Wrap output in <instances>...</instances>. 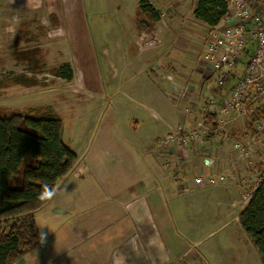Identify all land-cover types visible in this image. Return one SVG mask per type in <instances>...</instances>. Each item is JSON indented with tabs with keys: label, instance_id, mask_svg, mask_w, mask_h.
<instances>
[{
	"label": "rangeland",
	"instance_id": "1",
	"mask_svg": "<svg viewBox=\"0 0 264 264\" xmlns=\"http://www.w3.org/2000/svg\"><path fill=\"white\" fill-rule=\"evenodd\" d=\"M148 1L0 0V82L3 87L0 115L8 117L11 110L52 108L63 119L65 141L79 154L80 165L79 162L76 164L78 169L82 167V158L85 157L86 160V154L91 151L93 143L102 134L112 135L114 121L115 139L128 151L135 147L136 157L144 156L143 153L148 149L163 152L157 147L158 140L153 145L144 147L150 136L148 132H151L152 126L155 127L154 123L152 124L151 113L144 107L181 105L182 112H185L186 103L189 102L188 105L191 107L188 109L198 113V117L192 122L193 127L204 116V109L200 107L205 95L204 90L213 92L217 87L208 70L197 63L202 41L199 38H192L193 42H189L188 47L193 48V53L181 49L184 35L181 29L173 31L170 28L168 18L172 15L168 17L167 14L169 11L172 14L170 5L155 7L158 13V20L155 23L149 14L139 12L138 6L143 5L142 3L148 4ZM185 11L188 12V9ZM185 16L184 24L204 32L190 13H186ZM152 23H155L153 27ZM165 39L170 42L168 46L170 54L166 58H160L162 51L158 48H162L161 43ZM148 46L150 49L147 50ZM155 54L157 59L155 61L164 62L162 66L160 62H157L159 65L152 62ZM179 56L185 63H188L186 59L190 56L194 61L192 64L195 70L192 69L188 73L190 76L185 79H182L184 70L180 59H177ZM152 57L154 59H151ZM150 59L152 61L148 62ZM64 64H70L73 68L75 72L73 81L54 73V70ZM176 65L180 66L179 72L174 70ZM166 68L172 69V72ZM155 73L157 75L161 73L162 77L158 78ZM156 78L161 81L162 87L167 89L164 97L159 98L155 95ZM187 84L192 88L191 91L180 94V86ZM203 84L206 85L205 89L202 87ZM251 108H254V111L250 112L252 115L256 113L264 115V107ZM249 114L230 125L228 133L213 134V137L222 142L214 148L217 151L225 144L230 146L228 141L230 136L242 141L254 155L252 164L249 163L252 170L249 172L250 179L254 174L255 178L259 179L261 176L264 177V165L261 166L260 163L259 166H255L254 161L264 162V138H260L258 133L252 134L253 126L250 124L252 115L247 120ZM130 115L139 116L144 121L140 128L136 130L131 128L126 119ZM179 118L180 115L174 121L178 122ZM255 127L258 130V127ZM107 145L112 146L111 143ZM199 152L203 155V151ZM233 152L236 156L240 153L234 149ZM204 159L202 160L204 166L212 168L213 164L206 166ZM242 159L236 160V165L240 169L243 166ZM32 161L26 159V164H31ZM214 169L207 171L221 172L218 168ZM245 169L247 168L244 166L241 171ZM22 170L11 180L13 189H20L23 186ZM256 171L263 174L258 175ZM202 172L193 177L191 185L185 183L180 192L184 195L182 198H175L182 203L183 210L180 211V215H184L185 220L190 219L193 222L192 226L181 220V225L186 226L182 233L190 235L198 233L205 236L216 230L204 242L210 245V249L205 253L206 262L201 264H234L233 259L238 257L240 264H261L256 248L251 250L250 245L246 244L251 242L243 230L240 228L236 230V225L240 227L237 222L232 221L231 224L221 227L234 217L235 210L232 208L231 211L224 210L225 206H219L217 201L219 195L215 200H207L198 194L187 195L196 187L195 178ZM243 185L249 194L254 190L252 179L245 180ZM226 216L228 219H224ZM72 227L73 224L68 223L55 229L47 224L43 235L53 243L54 240L60 239V234L64 235ZM191 228L194 231H191ZM73 233L76 234L74 227ZM79 249L80 247H75L73 252L77 253ZM26 257V264H32L34 261L37 264L35 256ZM70 257L71 252L66 254L64 259L69 260ZM40 264H44V261L42 260Z\"/></svg>",
	"mask_w": 264,
	"mask_h": 264
},
{
	"label": "crops",
	"instance_id": "2",
	"mask_svg": "<svg viewBox=\"0 0 264 264\" xmlns=\"http://www.w3.org/2000/svg\"><path fill=\"white\" fill-rule=\"evenodd\" d=\"M148 2L154 9L157 6L170 5L172 14L170 11L167 13L168 17L172 15L168 18L170 28L173 31L183 30L181 49H187V52L193 53V48L188 47L189 42H193L192 38L182 27L185 25L183 20L186 13H190L198 25L202 27L207 25L195 19L193 15L196 0H149ZM138 8L141 14H148L141 12L140 6ZM187 9L189 13L185 11ZM157 20L153 19L155 23ZM154 24L152 23L151 26L153 27ZM196 33L199 34L200 31ZM161 46L162 48H158L162 51L160 58H166L170 54V49L168 50L170 42L165 39ZM148 47L147 50L150 49V46ZM202 49L201 47V51ZM181 56L177 59L181 61L182 70H184L182 79H185L190 76L188 73L192 69L195 70L192 64L194 61L190 56L191 61L186 59L188 63H185ZM154 58H151L154 61L150 59L148 62L164 64L163 61H155L156 54ZM179 69L180 66L174 67L177 72ZM167 71L172 72V69ZM157 77L161 78V73H158ZM156 81L155 95L159 98L166 96V87H162L161 81L157 78ZM205 86V84L202 85L204 89ZM186 104L185 112H182L181 105L179 107L169 105L159 108L144 107L151 113L152 124L155 125L154 128L151 127V132H148L150 136L144 147L153 145L156 140L166 136L180 122L184 123L186 130L191 129L192 122L196 120L198 113L188 109L191 107L188 105L189 102ZM179 115L180 120L174 121ZM126 119L135 130L144 123L139 116L130 115ZM115 127L114 121L112 135L111 133L110 135L102 134L93 143L91 151L86 154V160L85 157L82 158L85 167L83 164V168L79 167V169L77 165L74 166L59 182L48 202L36 212L40 236L47 224L55 229L62 224H73L76 234L73 233L72 227L64 235L60 234V239L54 240L53 243L41 237L37 248L14 264H26V256H35L37 264H40L42 260L44 264H201L206 262L205 253L210 249V245L204 242L216 230L205 236L204 234L200 236L198 233L194 235L182 233L181 231L186 229V226L181 225V220H185L184 215H180L183 208L182 203L175 198L180 199L184 196L180 193L181 190L186 184L191 185L193 177L201 171L210 169L213 171L214 168L221 171L240 169L236 165L239 157L233 152L232 146L225 144L216 151L215 145L222 142L220 143L218 138L211 137L203 148H199L196 143L186 148L169 146L162 149L163 152L148 149L143 153L144 156L136 157L135 147L128 151L115 139L113 134ZM108 143L112 146L108 147ZM73 150L76 152L75 149ZM199 151H203V155ZM200 155L213 157L217 164L208 169L203 164L204 157ZM78 160H80L79 154ZM244 162L245 159H242V168ZM78 164L80 165V162ZM244 181L243 178L238 180L230 178L218 186L195 187L187 195H203L207 200H215L219 195L217 200L219 206H225L224 210L231 211V208L235 210L234 217L221 227L231 224L232 221L237 222L240 227L236 225V230L237 228L243 230L244 235L251 242L246 244L253 250L256 247H253L252 240L239 221L240 213L246 208L251 198L248 197L247 188H244ZM210 188L216 189L213 191L209 190ZM222 193L224 194L220 195ZM252 193L253 191L251 196ZM185 221L193 226L190 219ZM191 231L194 230L191 228ZM75 247H80L77 253L73 252ZM70 252V259H64ZM34 262L32 264H35ZM233 263L240 264L239 257L233 259Z\"/></svg>",
	"mask_w": 264,
	"mask_h": 264
},
{
	"label": "trees",
	"instance_id": "3",
	"mask_svg": "<svg viewBox=\"0 0 264 264\" xmlns=\"http://www.w3.org/2000/svg\"><path fill=\"white\" fill-rule=\"evenodd\" d=\"M142 4L141 12L157 20L156 9ZM227 13V0H196L193 10L195 19L208 25L219 23ZM241 67L242 64L238 65L233 78H237ZM54 73L68 81L75 78L70 64L60 66ZM228 88V85L221 86L213 89V93L222 99ZM2 91L0 82V97ZM9 113L8 117L0 115V264H14L39 245L41 236L36 212L48 202L78 160V154L64 139L63 119L52 108L11 110ZM263 116L252 115V134L258 133L255 126L264 120ZM206 117L217 128L219 114L208 112ZM211 137L213 135L208 139ZM26 159L33 161L26 164ZM21 169L23 186L13 189L11 180ZM239 221L264 264V177L240 213Z\"/></svg>",
	"mask_w": 264,
	"mask_h": 264
},
{
	"label": "built area",
	"instance_id": "4",
	"mask_svg": "<svg viewBox=\"0 0 264 264\" xmlns=\"http://www.w3.org/2000/svg\"><path fill=\"white\" fill-rule=\"evenodd\" d=\"M227 4L228 13L219 23L203 26L204 32L197 34L196 27L186 24L182 29L189 32L190 38H199L202 41L203 49L198 56V65L208 70L217 88L228 85V91L225 97L219 99L213 92L205 89L204 99L200 105L204 109L205 117L199 119L190 130H186L185 125L179 123L166 136L158 139L156 144L161 150L169 146L186 148L192 143L203 148L209 135L228 133L230 125L254 111L251 107L264 106V0H227ZM240 64L242 69L237 78H233V73ZM180 87V94L190 92L192 89L188 84ZM252 101L257 103L251 106L249 102ZM208 112L219 114L217 128L207 119ZM257 127L260 138H264V120L258 122ZM228 141L232 149L240 152L237 156L245 159L244 166L247 169L241 171L232 168L218 173L203 171L195 178L194 185L197 188H207L221 185L230 178L236 180L243 178L250 181L252 179L256 190L263 176L258 179L254 174L250 179L249 172L252 170L249 163L252 164V156L254 157L252 151L242 141L232 136ZM211 159L210 157L204 159L206 166L216 165V160ZM260 163L261 166L264 165L262 161L259 163L254 161L255 166H259ZM256 173L263 174L260 171ZM248 197H251V193Z\"/></svg>",
	"mask_w": 264,
	"mask_h": 264
},
{
	"label": "clouds",
	"instance_id": "5",
	"mask_svg": "<svg viewBox=\"0 0 264 264\" xmlns=\"http://www.w3.org/2000/svg\"><path fill=\"white\" fill-rule=\"evenodd\" d=\"M41 237L44 239V235L43 234H41Z\"/></svg>",
	"mask_w": 264,
	"mask_h": 264
}]
</instances>
